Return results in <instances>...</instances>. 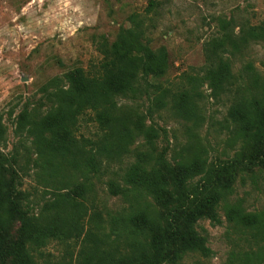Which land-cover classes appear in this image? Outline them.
Listing matches in <instances>:
<instances>
[{"label":"trees","instance_id":"obj_1","mask_svg":"<svg viewBox=\"0 0 264 264\" xmlns=\"http://www.w3.org/2000/svg\"><path fill=\"white\" fill-rule=\"evenodd\" d=\"M156 7L150 2L143 15H130L129 27L120 29L114 42L101 38L100 60L93 69L69 71L65 87L51 80L55 88H44L43 111L24 108L16 117L20 147L10 157L0 150V264H48L40 260L41 251L51 241L78 242L75 264L209 259L211 251L196 225L201 220L222 225L220 212L237 249L229 253L227 264H264V211L246 212L241 202L229 199L238 177L264 174V76L251 64L234 74L224 58L227 53L241 55L251 43H264V22L241 23L235 34L233 21L219 20L220 35L203 46L202 78L187 75L186 86L173 91L163 85L171 67L168 52L152 47L147 35ZM201 80L212 97L228 102L220 129L228 133L225 147L231 155L209 162L192 133L185 154L168 160L156 153L157 132L146 126L144 115L124 111L118 102L146 96L149 114L169 108L199 128ZM86 116L96 125L94 139L77 137ZM5 134L0 117V148ZM138 138L143 143L131 151ZM129 155L134 160L121 170L122 186L107 183L125 207L105 221L88 195L92 186L87 178L105 175ZM30 167L43 194L52 195L36 212L19 180Z\"/></svg>","mask_w":264,"mask_h":264},{"label":"rangeland","instance_id":"obj_2","mask_svg":"<svg viewBox=\"0 0 264 264\" xmlns=\"http://www.w3.org/2000/svg\"><path fill=\"white\" fill-rule=\"evenodd\" d=\"M150 2L157 7L150 15L151 24L147 23L151 26L147 35L152 47L163 46L168 52L171 67L163 85L173 91L186 86L187 75L202 78L203 46L220 35L219 20L233 21L235 34L241 23L264 22V0H0V117L6 128L0 150L6 157L20 147L14 134V122L20 112L24 108L44 110L43 90L55 88L50 85L51 80H58L56 87H65L69 71L93 69L100 60L97 51L100 39L114 42L119 30L129 27L128 17L143 15ZM224 58L229 60L234 74L251 64L264 76V43H251L241 55L227 53ZM198 89L202 94L199 114L203 118L199 128H194L191 121L175 117L169 108L152 109L149 114L150 100L146 96L135 101L121 99L118 103L124 111L144 115L146 126L156 130V153H164L168 160L178 159L185 154L195 133L208 161L213 163L231 155L225 147L228 133L220 129L228 102L223 97H212L203 80ZM96 132L95 123L88 116L83 117L77 137L94 139ZM142 143L143 139L138 138L130 150ZM133 160L129 155L121 165L110 166L105 175L87 178L86 184L92 186L88 195L94 198L93 203L105 221L108 214L120 213L125 207L119 196L110 193L107 183L115 181L122 186L121 170ZM34 172L30 167L26 174H20L19 180L21 189L30 193L36 212L52 195L43 194ZM229 199L241 202L246 212H263L264 174L238 177ZM220 217L222 225L211 226L206 220L196 225L197 232L206 238L210 258L189 256L181 264H227L229 253L237 249L232 242L235 237L227 233L222 212ZM78 250L76 241H51L42 249L40 260L48 264H75Z\"/></svg>","mask_w":264,"mask_h":264}]
</instances>
